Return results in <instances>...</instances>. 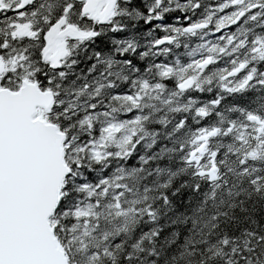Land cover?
<instances>
[{
  "label": "trees",
  "instance_id": "1",
  "mask_svg": "<svg viewBox=\"0 0 264 264\" xmlns=\"http://www.w3.org/2000/svg\"><path fill=\"white\" fill-rule=\"evenodd\" d=\"M42 2L34 37L0 13V85L54 93L42 114L71 171L49 220L69 262L264 264V0H118L105 24ZM58 15L86 35L54 70L41 49Z\"/></svg>",
  "mask_w": 264,
  "mask_h": 264
},
{
  "label": "water",
  "instance_id": "2",
  "mask_svg": "<svg viewBox=\"0 0 264 264\" xmlns=\"http://www.w3.org/2000/svg\"><path fill=\"white\" fill-rule=\"evenodd\" d=\"M78 1V0H76ZM117 0H83L82 14L99 24L114 16ZM0 11L3 0H0ZM189 26L187 30H193ZM80 37L73 25L45 34L43 57L61 68L67 53L64 37ZM160 38L155 46L172 42ZM4 62L0 59V73ZM188 77L178 84L194 85ZM54 102V93L24 79L17 90L0 87V264H70L50 224L70 167L64 160L65 133L38 115Z\"/></svg>",
  "mask_w": 264,
  "mask_h": 264
},
{
  "label": "flooded vegetation",
  "instance_id": "3",
  "mask_svg": "<svg viewBox=\"0 0 264 264\" xmlns=\"http://www.w3.org/2000/svg\"><path fill=\"white\" fill-rule=\"evenodd\" d=\"M43 0H5L4 2V13L5 15L9 16L11 14L14 15L13 17V24L14 23H23L25 25H27V27L25 29H23L21 32V35H28L29 37H34L36 36L38 33L42 32L41 30L43 29L42 26H40L39 24H36L33 19H32V12L34 9L36 8H42L43 6ZM21 5H27V7L23 8L21 11H7V9L11 8V9H18L20 8ZM58 24V28L59 30L63 29L66 25L69 24V22H67V24L65 23L64 18L62 17L59 20H56L55 23H50L49 25H47V28L45 30L44 33H47L51 27L55 24ZM66 41V43H69L70 38H65L64 39ZM42 59L44 61H47L46 59H44L42 57ZM48 62V61H47ZM49 63V62H48Z\"/></svg>",
  "mask_w": 264,
  "mask_h": 264
},
{
  "label": "snow or ice",
  "instance_id": "4",
  "mask_svg": "<svg viewBox=\"0 0 264 264\" xmlns=\"http://www.w3.org/2000/svg\"><path fill=\"white\" fill-rule=\"evenodd\" d=\"M78 2L82 5V3H83V0H78ZM25 7H27V5H21L20 6V8H18V9H11V8H9V9H7V11H21L23 8H25ZM0 8H2V5H0ZM72 8H75V5H73L72 6ZM69 10H71V9H69ZM60 14H63V7L61 8V10H60ZM57 19H59V15L57 16ZM80 19L81 20H83V19H87L86 17H84V16H80ZM55 21H48L47 23H54ZM236 23V21H233V24H235ZM42 32L44 31L43 29L41 30ZM217 31H220V29H217ZM94 35H97L96 33H94ZM253 52H255L256 54H257V56L260 58V59H264V53H262V52H259L257 49H253ZM129 63H130V61H129ZM244 67H245V65H241V68L239 69L240 71H242L243 69H244ZM9 75V73H5V76H8ZM260 75L262 76V77H264V73H260ZM262 82H264V81H262ZM219 102H220V98H217V99H215V100H213L212 101V103L213 104H215V105H218L219 104ZM198 111H201L200 109H198ZM183 122H181V124H182ZM180 125H178V127H179ZM198 188H199V186L198 185H195L194 187H193V191H196V190H198ZM163 199H164V202L165 203H167V196L165 195L164 197H163ZM225 243H227L226 241H225Z\"/></svg>",
  "mask_w": 264,
  "mask_h": 264
},
{
  "label": "rangeland",
  "instance_id": "5",
  "mask_svg": "<svg viewBox=\"0 0 264 264\" xmlns=\"http://www.w3.org/2000/svg\"><path fill=\"white\" fill-rule=\"evenodd\" d=\"M26 27H27V25H25L23 23H14L13 32L15 33V32H18V31H22Z\"/></svg>",
  "mask_w": 264,
  "mask_h": 264
}]
</instances>
